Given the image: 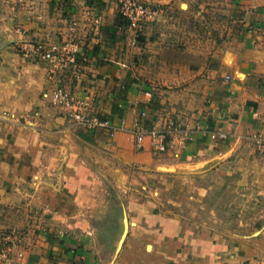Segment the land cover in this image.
<instances>
[{
    "label": "rangeland",
    "instance_id": "1",
    "mask_svg": "<svg viewBox=\"0 0 264 264\" xmlns=\"http://www.w3.org/2000/svg\"><path fill=\"white\" fill-rule=\"evenodd\" d=\"M194 2L199 12L188 14L186 0L181 8L163 0H0V63L13 54L22 62L46 69L39 96L29 102L33 106L25 102L18 113L0 109V124L8 129L5 133L10 137L20 131L25 141L34 136L36 151L31 190L7 197L6 204L0 202V262L23 255L43 237L51 221L59 219L54 211L56 200L71 180L70 173L79 171L82 184L72 180L77 192L75 210L66 213L86 224L101 253L114 257L113 264H144L118 263L116 259L132 226L131 203L148 197H161L184 218L205 222L212 231L227 234L229 245L218 251L212 264H264V164L259 162L264 159V140L247 141L244 147L237 144L214 165L185 170L191 164L159 162L167 142L164 139L161 148L159 139L150 134L155 128H145V138L154 146L150 153L142 151L145 138L139 142L138 131L134 148L122 144L117 136L121 125L116 122L123 117L124 107L118 105L115 122L104 116L105 105L97 104L103 95L107 100V93L101 91L112 85L106 71L96 70L100 65L107 68L117 63L127 69L129 65L127 82L159 86L162 8L166 31L175 29L176 23L184 33L194 34L196 41L219 38L217 20L228 17L225 8L229 5L220 0ZM138 5L149 10L135 25L124 11L131 9L136 18ZM28 43L45 49L58 44L60 49L54 57L43 58L38 52L35 56L29 53L24 47ZM3 77L0 71V96H10L18 88L14 78ZM58 88L70 91L74 99L56 102ZM77 109H82L84 120L74 116ZM106 119L113 126L98 122ZM6 146H0V154H5ZM30 153L20 152L18 160H26ZM10 166L14 164L0 167V176L11 172ZM19 173L25 175V171ZM6 182L10 192L11 181ZM45 193L48 198L40 196Z\"/></svg>",
    "mask_w": 264,
    "mask_h": 264
},
{
    "label": "crops",
    "instance_id": "2",
    "mask_svg": "<svg viewBox=\"0 0 264 264\" xmlns=\"http://www.w3.org/2000/svg\"><path fill=\"white\" fill-rule=\"evenodd\" d=\"M163 1L176 4L177 8H181L183 2ZM220 2L228 4L225 9L230 12L227 11V18L217 20V40L196 41L194 34L184 33L176 23H173L176 30L166 31L162 25L167 17L162 8L159 14L158 87L142 84L141 88L139 83L127 82L125 74L131 67L129 65L128 69L117 63L96 68L111 77V87L101 91L107 93V100L103 95L97 101V104L105 105L104 116L115 121L118 105L124 107L123 117L119 122L115 121L121 125L117 136L122 144L134 148L136 131L143 127L155 128L166 133L167 149L159 157V162L169 166L191 164L185 170H199L225 158L237 144L244 147L247 141L264 140V0ZM186 4L188 14L198 11L193 6L194 0H186ZM171 37L173 41H170ZM0 71L5 75L3 79L14 78L18 88L10 96H0V109L8 108L18 113L26 104L33 106L29 102L39 96L46 69L42 65L22 62L11 54L0 63ZM139 109L144 112V117L138 113ZM4 130L8 131L7 127L0 124V146L7 145L5 154H0V167L7 169L14 164L10 166L11 172L0 176V202L6 204L7 197L31 190L36 178L33 169L36 167V155H33L36 151H33L34 136L25 141L22 132L17 131L9 137ZM142 144L145 154L154 147L147 136ZM20 152H31L27 157L29 160H18ZM259 162L264 164V159ZM20 171H25V175H20ZM71 174L64 192L56 197L54 211L59 214V219L51 221L43 237L29 246L23 255L16 254L11 261L0 264H113L114 257L108 258L109 255L101 253L86 224L66 213L75 210L77 192L72 188L73 181L79 185L84 180L79 171ZM8 179L12 184L10 192L5 188L9 185ZM46 195L40 196L48 198ZM170 206L171 203L161 197L131 203L132 226L116 259L118 263L216 262L218 251L229 245L227 234L212 231L211 225L205 222L186 219Z\"/></svg>",
    "mask_w": 264,
    "mask_h": 264
},
{
    "label": "built area",
    "instance_id": "3",
    "mask_svg": "<svg viewBox=\"0 0 264 264\" xmlns=\"http://www.w3.org/2000/svg\"><path fill=\"white\" fill-rule=\"evenodd\" d=\"M137 7H138V9L136 11V13H137V17L136 18L133 17L132 12H131V9H128V10L124 11L125 14H128V18L131 19L132 20V23L135 24V25H137V23L139 22V20H141L140 18H142V16L146 14V11L149 10L148 8H146L143 5H138ZM127 8H129V7H127ZM28 45H31L32 49L30 47H28ZM59 46L60 45H58V44H53L52 45V48L45 49L41 45H38V47H35L34 44L28 43L24 47L27 49V51L29 53H33L32 54L33 56H35V52H38L37 54L39 56L41 55L43 58H48V57L51 58V57H54L55 56V52L60 49ZM64 54L65 53H63L61 55L63 56ZM70 98L71 99H74V97L72 96V94L70 93V91H68V90H66L64 88H58V90L55 91L54 100L56 102H64V103H67ZM74 116H76L80 120H84L82 109H77V111L74 113ZM98 122H100V124H102V125H107V126L110 125V126H113V125H111L112 123L108 119H106L104 121H98ZM146 133H148V131H146V129L144 127L141 128L138 131L137 139H138L139 142L143 141V139L145 138ZM150 134H152L156 138H158L161 148H164V142H163V140L166 137V133L165 132H162V131L156 132V130L154 129V130L151 131ZM131 264H140V263H131Z\"/></svg>",
    "mask_w": 264,
    "mask_h": 264
},
{
    "label": "bare ground",
    "instance_id": "4",
    "mask_svg": "<svg viewBox=\"0 0 264 264\" xmlns=\"http://www.w3.org/2000/svg\"><path fill=\"white\" fill-rule=\"evenodd\" d=\"M184 6H186V4Z\"/></svg>",
    "mask_w": 264,
    "mask_h": 264
}]
</instances>
